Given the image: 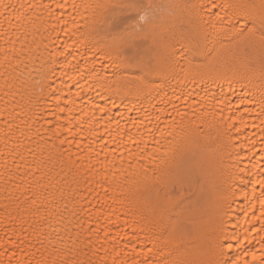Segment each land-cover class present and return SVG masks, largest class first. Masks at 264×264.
I'll return each instance as SVG.
<instances>
[{"label":"bare ground","instance_id":"bare-ground-1","mask_svg":"<svg viewBox=\"0 0 264 264\" xmlns=\"http://www.w3.org/2000/svg\"><path fill=\"white\" fill-rule=\"evenodd\" d=\"M104 2L121 0H0V264H264V51L213 33L209 66L126 86L114 38L156 55L219 23L209 0H145L155 26L117 33L84 7ZM243 2L217 0L226 25Z\"/></svg>","mask_w":264,"mask_h":264},{"label":"snow or ice","instance_id":"snow-or-ice-1","mask_svg":"<svg viewBox=\"0 0 264 264\" xmlns=\"http://www.w3.org/2000/svg\"><path fill=\"white\" fill-rule=\"evenodd\" d=\"M0 7H12L15 9L14 5H0ZM84 7L99 9L101 16L111 11L112 15L107 23L113 32L118 33L125 30L130 21H137V16V22H144V24L155 26V18L153 17L150 20L148 15L155 6L150 2L146 3L145 0H121L120 3L111 4L104 2L97 3L94 6L85 4ZM202 7L207 9L210 17L215 16L219 27L216 22L209 20L207 26L213 30L212 33L204 31L199 27L181 30L178 35H174L172 40L164 45L162 53L157 52L156 55H153L150 50L142 51L141 45L136 44L134 40L125 39L123 36L113 39L110 45L111 49L117 51L122 49L125 54L126 65L123 71L138 73L131 80L125 78L126 86L135 84L137 86L148 87L151 84V77L153 75H165L176 68H180L187 76L194 71L209 66L211 64L210 58L214 59L213 53L217 51L215 47L209 48L210 37L213 33L218 38L222 37L229 42L239 41L243 38L246 48L258 46L261 51H264V0H258V2L257 0H246L243 3L228 5V7L234 9L231 16L235 22L227 25L224 23L225 16L227 15L225 5L217 3V0H209L208 4ZM213 9H218L219 11L214 13ZM130 12H134L137 15L127 14ZM0 15H3V13L0 12ZM141 30H144L143 27ZM128 35L130 36L131 33ZM25 199H28V197L25 196ZM33 202L35 201L33 200ZM170 205L174 208L180 207V204L173 205L172 198L166 196L164 201L159 205L161 215L172 210ZM261 207L264 208V201L261 202ZM87 231L92 233L94 230L89 227ZM95 231L98 232L99 229ZM185 235V230L179 218H177L176 223L172 226V231L165 239V243H182ZM107 236L108 233L105 230V238ZM78 242L77 238L76 241H73V246ZM84 247L91 250L92 241L89 239ZM76 251L77 255L82 252L84 257L89 256V251L83 249ZM149 252H151V249H149ZM61 254L64 255V259L60 260L59 264H95L91 258L78 259L70 252ZM92 254L95 255V252L93 251ZM52 264H57V261L53 260ZM103 264H107V262L104 261ZM113 264H115V261ZM143 264H149L148 260L145 259ZM172 264H191V262L176 260Z\"/></svg>","mask_w":264,"mask_h":264}]
</instances>
